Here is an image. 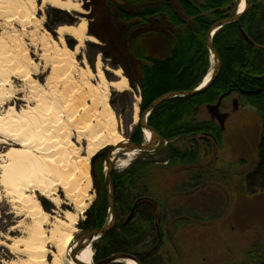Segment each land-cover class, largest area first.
Masks as SVG:
<instances>
[{"label": "trees", "instance_id": "1", "mask_svg": "<svg viewBox=\"0 0 264 264\" xmlns=\"http://www.w3.org/2000/svg\"><path fill=\"white\" fill-rule=\"evenodd\" d=\"M174 1H146L148 4L135 11L127 0L92 1L96 19L102 18V12H108V3L109 6L113 5L116 19L127 25L123 30L121 27L114 31L112 43L115 42L128 62L118 66L116 61L112 66L115 69L123 68L135 87L139 83L143 111L160 95L199 87L211 65L207 43L209 30L219 20L235 15L240 3V0ZM57 13L58 17L60 14L68 15L63 10ZM60 19L57 24H72L63 16ZM91 24L90 33L106 42L105 37L92 31ZM240 28L245 30L252 42L244 38ZM212 42L223 66L211 86L192 97L162 101L150 114V126L169 141L157 152L165 154L163 158L168 157L169 162L177 167L196 166L201 161L202 152L206 156L213 151V146H222L224 131L219 124L211 119L201 121L198 115L203 105L214 104L224 93L231 91L226 98L237 94L240 103L242 101L244 105L253 107L260 115L262 131L258 147L261 160L256 170L260 172L264 169V0H250L240 21L222 27L213 36ZM106 45H95L100 49L95 52H105L107 55L112 48ZM130 65L134 73H131ZM130 137L133 142L141 143V127H135ZM157 165L155 160L137 158L124 171L112 174L117 221L113 229L100 238L101 260L114 253H128L141 264H162V238L157 235L148 237L152 231H156V223L159 222L162 229L167 219L166 223L173 226V233L176 234L196 220L202 221L208 217L205 210L191 208L188 204L168 208L169 204L173 205L170 195L157 200L149 195L147 183ZM102 169L97 199L87 211L88 220L84 222L83 228L87 231L101 228L107 221L110 207ZM189 185L192 191L202 187L200 183ZM176 194L177 198L183 195ZM146 195H149L147 200L141 203L137 201ZM136 202L138 207L134 218L127 221ZM245 255L249 264H264V242H254Z\"/></svg>", "mask_w": 264, "mask_h": 264}, {"label": "rangeland", "instance_id": "2", "mask_svg": "<svg viewBox=\"0 0 264 264\" xmlns=\"http://www.w3.org/2000/svg\"><path fill=\"white\" fill-rule=\"evenodd\" d=\"M76 1L80 5L78 11L63 10L68 15L60 14L58 17L57 11L62 9L59 10L51 5L42 6V0H37L38 9L35 18L42 20L39 24L35 22L28 24L19 20L14 21L6 16L7 14L13 16L14 12H0V37H3L6 41L9 36V39L18 37L26 41L33 60L39 64L40 73H37L34 77L41 85L45 86L48 84L47 80L51 76V71L49 70L47 74L42 73L44 66L40 59L41 51L37 50L32 41H40L46 31L51 34L53 39L59 41L56 29L64 24H57V21H61L60 18L62 16L65 17V20L72 22V24H77L82 19H86L88 34L96 37L90 33L89 26L92 23V31H97L107 40L102 42L98 37H96L97 41L94 42L86 40L79 54L76 55L79 67L84 68L85 63H87L92 71L97 73L96 63L99 57L102 60V69L107 79L117 81L118 77L114 74L115 68H113L112 64L118 62V66H120L128 62L115 42L112 43L114 31L121 29V27L122 30L127 27L126 23L116 19L113 5L110 4L109 6L107 3L108 12L106 11L105 14L104 11V14L103 12L101 14L102 18H104L103 21L102 18L96 19L93 16V0ZM127 1L129 6L135 11L138 7L148 4L145 3L146 1L151 2L153 0ZM170 1L175 3L174 0ZM64 39L65 45L71 50L78 44L73 37L64 36ZM105 44L112 48L109 53L106 50L107 55L105 52H95L100 50L95 45L105 46ZM130 68L131 73H134L133 67L131 66ZM121 69L125 77L129 79L130 88L128 91L111 89L108 101L116 113L119 131L122 132L124 137L128 138V135L132 134L137 126L134 123V106L139 98L141 99L138 104L139 116L142 111L140 107L143 102L142 89L139 87V83L136 87L132 85L130 78L125 74V70ZM94 80L96 83L97 78L94 77ZM11 84L14 87V91L3 103L0 102V115L5 113L11 104L17 106L19 110L26 104V101L22 100L16 105L17 99L26 97L29 91L26 88V90L19 93L18 90L25 87V83L18 78L12 77ZM235 97H238V95L234 94L230 99L225 98L222 104V112L228 111L230 113L225 126L226 130L223 134V145L220 147L218 145L216 147L213 146V151L210 154H206V156L202 152L201 161L196 166L177 167L172 165L171 162L167 164L166 158H163L165 155L161 153L145 156L146 158L157 159L159 164L151 172L153 174L150 182L147 183L149 184V195L153 199L157 200L165 195H170L173 202L171 204L173 205L169 204L168 208L174 209L176 205L188 204L191 208L205 210L208 215L202 221L196 220L187 229H183L180 232L177 231L176 234L173 233V226L166 223L167 219L165 220L162 225V246L160 249V254L165 264H249L245 253L251 250L254 242H264V169L256 172L261 160L258 147L262 131L261 118L253 107L244 105L242 101L239 104V110L233 113L232 101ZM99 108L101 109V106ZM198 118L204 121L210 120L211 117L206 108L203 107ZM72 134V141L81 148L79 154L87 156L91 149L89 142H87L86 138L79 137L75 131H72ZM1 138L3 142L0 144V166L5 163V159L1 155L9 149L17 147L14 140L12 141L10 137L3 136ZM95 148L99 150L98 145ZM109 148L104 147L97 154ZM94 156L90 161L92 185L89 192V195H93L94 199L88 210H90L97 199V190L100 188L101 183L100 168L103 167L102 171H105L107 166L105 157L96 158L92 163ZM125 169L127 168L117 165L114 172L119 174ZM2 172L3 170L0 167V175H2ZM249 175L252 176L247 179ZM196 176L199 178H196ZM198 183L202 186L199 190L192 191L193 189H189V184L196 185ZM176 193H182L183 195H179L177 198L178 195ZM58 194L63 201L59 208L53 202L46 200L37 193L42 208L50 213V222L44 225L48 235L53 228V216L63 215V212L67 210L75 211L73 205L65 199L62 190H59ZM22 207V204L13 200L10 191L7 190L5 185L1 184L0 180V264H22V262L28 260V254L23 250L25 244L19 243L18 249L8 246L14 239L22 238L25 240L28 238V227H30L31 221ZM191 208L189 210H192ZM88 210L79 216L76 229L73 231V245L79 242L83 235L87 234V230L83 227L85 226L84 222L88 220ZM222 211H224L223 214ZM154 237H156V234ZM46 246L48 249L47 259L51 264L54 259V253L57 252V246L52 242H47ZM101 246L102 243L99 240L94 242L92 249L95 254L97 253L98 255ZM69 249L70 246L67 245L63 255L65 260H71L72 252ZM163 262L162 264H164Z\"/></svg>", "mask_w": 264, "mask_h": 264}, {"label": "bare ground", "instance_id": "3", "mask_svg": "<svg viewBox=\"0 0 264 264\" xmlns=\"http://www.w3.org/2000/svg\"><path fill=\"white\" fill-rule=\"evenodd\" d=\"M245 3L242 0L239 6L241 13ZM45 5L70 12L80 9L76 0H42V6ZM37 7V0H0V12L12 11L13 16L6 15L9 19L28 24L42 21L35 18ZM87 26L86 19L77 24H62L56 29L59 41L53 39L48 31L40 41H32L41 51L42 73L51 71L47 87L34 77L40 73V67L33 60L26 41L18 37L9 39L10 36L6 41L0 37V102L3 103L14 91L12 77L25 83V87L18 90L19 93L26 88L29 90L26 97L17 99L16 105L22 100L26 101L20 110L11 104L0 115V138L10 137L17 145L6 151L9 154L5 152L1 155L5 159V163L0 166L3 170L1 184L7 187L14 201L22 204L23 211L31 221L28 238L14 239L8 245L18 249L19 243L25 244L23 250L28 254V260L22 264H50L47 242L57 246L51 264H78L72 258L65 260L63 255L67 245L70 246V252L76 247L73 245V231L80 214L89 209L94 199L93 195H89L92 185L91 158L109 146L115 147L114 154L117 155L121 150L120 145L126 140L118 129L119 122L108 99L111 89L128 91L129 79L121 68L114 70L117 81L107 79L99 57L97 73L85 62L84 68L78 66L76 55L86 40L97 41L96 37L88 34ZM64 36L77 40L78 44L73 50L65 45ZM94 77L97 78L96 83ZM211 77V73H208L201 86L206 85ZM140 100L134 106L135 124L139 123ZM72 131L86 138L91 145L87 156L79 154L81 148L72 141ZM144 131L147 141L151 132ZM2 142L1 138L0 144ZM97 145L99 150L95 148ZM139 154L132 151L120 158L117 165L127 168ZM59 190H62L75 211L67 210L63 215L53 216V228L48 235L44 225L50 222V213L42 208L37 193L59 208L63 204ZM94 253L92 246H88L82 249L77 259L92 264ZM123 262L137 264L129 259Z\"/></svg>", "mask_w": 264, "mask_h": 264}, {"label": "water", "instance_id": "4", "mask_svg": "<svg viewBox=\"0 0 264 264\" xmlns=\"http://www.w3.org/2000/svg\"><path fill=\"white\" fill-rule=\"evenodd\" d=\"M245 1H246L245 7H244V10L242 11V13L239 11L235 15H233L229 18H223V19L219 20L218 22L213 24L211 26V29L209 30V35L207 38L208 48H209L210 52L213 53L215 64H216L214 66V70L212 73L213 75H212L210 81L206 85H204L203 87L201 86L200 87L201 89L195 88L192 90H182L181 92L171 91L170 93L160 95V97L158 99L154 100L150 104V106L146 109V111L141 115L140 123H139L143 127V131L146 129V130L151 132V137H150L148 143L142 142L140 144L137 142H132L131 140L130 141L125 140V142L120 145L119 149L121 148V150L118 152L117 155L114 154L115 147L109 149L108 156L106 158L107 169L105 172V176H106L105 186L107 187V190H108L109 207H110V213H111L110 218L111 219L107 223H105L101 228H97L95 230H92V232H90L86 236L82 237L81 240H79L78 245L74 248V250L71 251L72 252L71 258L75 262H78V264H87L84 262H80L77 259L78 255L82 252V249L92 245L95 238L98 239V238L102 237L103 234H106L107 232L111 231L113 229V226L115 225V222H116L115 207H114L115 196H114V186H112V175H111L113 172V169L115 168V162L117 160H119L121 156L126 155L128 153H131L132 151L152 152L153 150H155L156 148H158L160 145L163 144V138H161L158 131L155 130L152 126H149V124H148V122H149L148 117H149L150 113L154 110V108H156L158 105H160L162 101L169 100V99L175 98V97H192L194 95L200 94L204 90H206L209 86H211L213 81L220 75L223 63L221 62L219 54L217 53V51L214 48V45L212 42L213 35L216 33V31L220 30L225 25L232 24V22L240 21V18L242 17L243 13L247 10V8L250 5V0H245ZM240 30H241V33L244 36V38L247 41L252 42V41H250L245 30H242L241 28H240ZM230 93H231V91L224 93L216 103L206 104V106H205L207 108L209 116L211 117V120L214 122L217 121L220 128H222L223 131L226 129L225 125H226V121L230 117V113L227 111L222 112L221 104H222L223 100L225 99V97L228 96V94H230ZM232 106L234 107L233 113L236 112L237 110H239L240 105H239L238 98H235L233 100ZM97 157L98 156H95L92 159V163L94 162V160ZM136 207L137 206L135 204L134 210L136 209ZM134 210L132 211L131 215L129 216V221L133 219ZM128 259L137 262V264H141L139 262V260L135 259L132 255H130L128 253H114V255L105 258L101 262L92 263V264H110V263H115V262H123V261L128 260Z\"/></svg>", "mask_w": 264, "mask_h": 264}, {"label": "flooded vegetation", "instance_id": "5", "mask_svg": "<svg viewBox=\"0 0 264 264\" xmlns=\"http://www.w3.org/2000/svg\"><path fill=\"white\" fill-rule=\"evenodd\" d=\"M108 153V151L106 152V151H104V152H102L101 154V156H99L100 157V159L102 158V157H107V154ZM163 155V154H162ZM167 160H168V157H167ZM169 161V160H168ZM148 197H149V195L147 196H144V197H140L139 199L140 200H137V201H139L140 203L141 202H144V200H147L148 199ZM138 202V203H139ZM159 221V220H158ZM157 222V221H156ZM156 224H158V226L156 225V231H152L150 234H149V236L148 237H154V235L156 234L157 235V237H159V238H162V229H161V226L159 225V222H157ZM100 260H101V258H100V254L98 253V255L94 258V260H93V262H95V263H98V262H100Z\"/></svg>", "mask_w": 264, "mask_h": 264}, {"label": "snow or ice", "instance_id": "6", "mask_svg": "<svg viewBox=\"0 0 264 264\" xmlns=\"http://www.w3.org/2000/svg\"><path fill=\"white\" fill-rule=\"evenodd\" d=\"M5 154L7 155V154H9V153L6 152Z\"/></svg>", "mask_w": 264, "mask_h": 264}]
</instances>
